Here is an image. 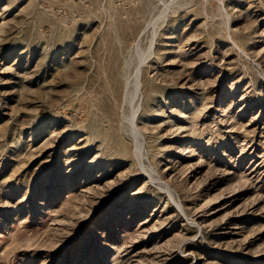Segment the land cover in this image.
<instances>
[{
    "label": "rangeland",
    "instance_id": "rangeland-1",
    "mask_svg": "<svg viewBox=\"0 0 264 264\" xmlns=\"http://www.w3.org/2000/svg\"><path fill=\"white\" fill-rule=\"evenodd\" d=\"M0 264H264V0H0Z\"/></svg>",
    "mask_w": 264,
    "mask_h": 264
},
{
    "label": "bare ground",
    "instance_id": "bare-ground-1",
    "mask_svg": "<svg viewBox=\"0 0 264 264\" xmlns=\"http://www.w3.org/2000/svg\"><path fill=\"white\" fill-rule=\"evenodd\" d=\"M32 78V77H31Z\"/></svg>",
    "mask_w": 264,
    "mask_h": 264
}]
</instances>
